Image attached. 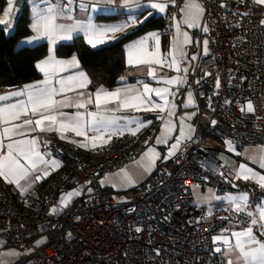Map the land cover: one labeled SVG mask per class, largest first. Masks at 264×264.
I'll use <instances>...</instances> for the list:
<instances>
[{
    "label": "built area",
    "instance_id": "1",
    "mask_svg": "<svg viewBox=\"0 0 264 264\" xmlns=\"http://www.w3.org/2000/svg\"><path fill=\"white\" fill-rule=\"evenodd\" d=\"M27 1L13 0L11 27L0 25L7 33ZM176 3L167 6L163 36L172 30ZM202 6L210 50L189 74L188 88L197 102L192 139L120 200L98 182L141 152L139 134L114 138L84 153L54 132H39L38 139L67 162L66 169L36 193L29 214L18 208L17 193L10 186L0 188V235L25 250L11 264H225L223 251H214L224 245L213 242V236L245 228L250 218L232 208L210 212L207 205L195 202L193 191L202 186L220 193H248L247 211L253 213L264 198V189L253 181L228 179L203 143L209 136L236 149L264 145V5L254 0H202ZM249 102L252 112L247 111ZM80 182L91 191L63 207L58 195ZM38 240L41 243L35 244Z\"/></svg>",
    "mask_w": 264,
    "mask_h": 264
},
{
    "label": "snow or ice",
    "instance_id": "2",
    "mask_svg": "<svg viewBox=\"0 0 264 264\" xmlns=\"http://www.w3.org/2000/svg\"><path fill=\"white\" fill-rule=\"evenodd\" d=\"M41 3L46 4V7L38 8L34 5V17L30 24L31 30L35 35L28 37L26 41L21 43L32 44L35 41L41 39H47L49 43V55L44 60H40L36 63V68L44 74V79L36 81L33 84L24 85L19 91L9 92L5 95H0V101L9 99V97L26 96L27 99L19 100L13 104H5L0 106V124H5L3 128V135L11 138L12 135H21V129L29 127L31 131L39 130L41 132H55L60 135L61 139H65V133H75L78 137H83L84 140L77 142L79 147L97 148L107 145L112 135H123V128L132 134L136 135L140 129L147 126V124L139 121L138 118L119 117L115 113L126 110H141V106L151 103L152 107H144V111H153L159 109L161 112L166 110L165 106L168 104L167 94L168 88H149L148 84L143 85V92L138 91L134 86L125 87L123 89L116 88L108 90L103 85L99 86L95 93H88L85 91H77L78 89H84L87 84L91 83L88 76L83 71H77L73 75L65 78L53 80L52 77L57 71H65L68 68L78 69L79 61L75 55L69 60L56 59L53 55L52 45H55L57 41H67L73 39L74 33H83L85 40L92 47L103 44L106 41L114 40L117 38V33H123L130 26L135 25L137 19L129 15L128 19L120 24L116 25H96L92 22L91 15H87L86 10L91 7L93 11L96 10L99 3L113 4L114 0H91V4L80 0L79 8L87 15L86 20L75 19L73 16L74 4L76 0H40ZM254 3L264 5V0H254ZM120 4L124 7H140V0H120ZM153 9H158L163 12L166 8L164 2H151ZM186 15L184 23L188 27H199V18L204 14L203 6L198 0H186L185 4ZM15 15L13 10V0H7V7L4 8L2 16H0V25H5L6 28L11 27L12 17ZM59 20H67L69 23H60ZM264 24V20L261 21ZM178 27V25H177ZM204 32L208 31L205 26ZM155 39L158 41V34L153 32L148 36L141 38L138 41H134L128 46V64L129 65H149L148 75L154 76L151 65L160 63L162 60L155 57V53H152L148 49V40ZM190 43L187 33H184V39L181 41L177 38L174 41V48L171 50V63L167 66L170 68L175 67L179 71V61L186 56L184 52V45ZM208 41H204V53L208 54L207 48ZM192 60H196L197 57L193 55ZM187 72L188 69H183ZM207 75V73H205ZM125 77H120V80H124ZM165 83L172 85H183L186 83V77H172L165 80ZM199 83V81H197ZM59 85V88L56 87ZM217 87H219V79H217ZM68 92H76L75 97L67 95ZM154 92L156 96L165 101V105H161L152 101L151 96L148 93ZM173 96L175 93H171ZM95 97L93 101L92 97ZM62 97V98H57ZM188 104L194 103L191 92L188 93ZM89 105H94V110L89 109ZM115 105V107H109ZM187 106V104L185 105ZM174 107V105L172 106ZM65 108H75L77 111L69 113L63 111ZM29 109H31L32 116H39V119L35 120L33 127L32 119H24L23 123H14V121L20 120L21 116L29 115ZM83 109V111H80ZM243 110V109H242ZM247 111H254L251 102L247 105ZM168 115H173L172 110L169 108ZM188 119L196 113L186 114ZM161 117H158V119ZM125 120L128 123L121 125L120 121ZM47 122V123H45ZM135 123V128H128V124ZM148 124L151 121L147 122ZM170 122H166V126L162 131L166 132L167 125ZM213 124L216 121L212 122ZM194 129L191 125L185 126L183 118L180 127V136L175 137V143L171 145L167 155L162 159L169 160L177 155L181 150V144L184 140L192 139V132ZM89 133H92L89 136ZM107 139H105V134ZM47 143V142H46ZM147 143V141H146ZM157 143H167V136L163 139L157 137ZM230 143V142H229ZM2 146V143H0ZM7 154L0 155V178H3L6 183L15 184L21 191V194L28 191L32 185L49 175V172H43L40 174V166L52 165L59 167V164L55 160H47L45 156L47 153H42L38 148V140L36 137L23 140H12L7 145ZM159 153H156L154 149L150 148L142 160L146 159L145 170L150 172L155 167L157 159H160ZM23 160V162H21ZM259 165L264 168V153L258 157ZM121 172H124L122 169ZM33 175L35 178L33 179ZM237 179H244L246 181L255 180L258 185L264 189V174H261L252 168L247 167L245 164H241L236 171ZM125 179L131 181V178L125 173ZM21 181L24 184H21ZM103 184V181L101 182ZM115 186V185H113ZM236 187V185H233ZM91 191V189H89ZM211 191V190H209ZM80 195V192L73 190L67 194H64L61 198V205L68 207L72 197ZM215 200H227L232 205V211L246 214L250 220L248 226L241 231H232L231 238L226 235L214 236L213 242L220 241L224 245L222 250L220 247L214 249L215 252L221 253L227 256H235V259H228L227 264H264V240L259 239L258 235L264 236V205L258 206V211L253 213L247 211L248 193L225 194L224 196H212ZM55 211V210H54ZM259 229V233L254 231ZM137 232H140V228H136ZM229 229H224L222 232H228ZM231 239L235 240L233 244ZM38 244L41 241L37 242Z\"/></svg>",
    "mask_w": 264,
    "mask_h": 264
},
{
    "label": "crops",
    "instance_id": "3",
    "mask_svg": "<svg viewBox=\"0 0 264 264\" xmlns=\"http://www.w3.org/2000/svg\"><path fill=\"white\" fill-rule=\"evenodd\" d=\"M52 2L54 3L55 0H52ZM85 2L88 3L89 5L91 4V0H85ZM151 2H164V3H166L167 6H169V5L173 4L174 0H151ZM198 2L202 5V0H198ZM79 3H80V0H76V3L73 6L74 18L79 19V20H86L87 15H91L92 22L96 25L120 24V23L126 21L128 19L129 15H132L137 19L138 22L135 25L130 26L123 33H117L116 39L106 41L105 43L115 41L118 38L130 33L139 24L143 23L145 20H147L151 16H162V17H164V15L166 14V10H167V6L163 12H160L158 9H153L151 7L150 0H140L141 6L138 8L137 7H124L120 4V0H114V3L111 5L105 4V3H99L98 7L96 8L95 11H93L91 9V7H89L86 10V13H87V15H86V13L81 11V9L79 8ZM185 4H186V0H178V3L175 4L176 10H175V16L173 17V27H172L171 32H169L166 36L165 35L163 36L160 33V29H152V30L146 31L145 33L135 37L134 39L128 41L125 44V49H124V51H125L124 52L125 66H124V69L122 70V72H120V74L117 77L119 83L113 87H105L104 86V88H106L108 90H113L116 88L123 89L125 87L134 86L140 92L144 91V89H143L144 84H148L149 88H151V89H156V88H168L169 89V93L167 94L168 104L165 106L166 110L164 112H161L159 109H155L153 111H144L143 110L144 107H152V104L148 103V104L142 105L141 110H139V111L126 110V111H119V112L115 113L119 117L138 118L139 121L147 124L146 127L140 129V131H138L136 134H139L141 136V138L145 137V135H147V134L148 135L152 134V137L149 141V143L153 142L154 146H152V147H156V144L159 147H164L165 145H169L172 141H175L174 138L180 136V134H181L180 133V127H181L182 118H183V123L185 126L191 125V127L194 129V120H195L196 115L192 116L191 119H188V117L186 115V114H191L193 112L196 113V105H197L196 98H195L192 90H190L188 88L189 74H190L194 64L198 61L199 57L205 55V53H204V41L205 40L208 41L207 48H208V52H209L210 40H209L208 36L206 35V32L203 31V28H204L202 26L203 15L199 18V25H200L199 27H188V25L183 22L185 19V15H186ZM34 5H36V7H38V8H43V7L47 6L46 4L41 3L40 0H28L26 2L28 17H29V27H30V24L32 23V20L34 17ZM6 7H7V0H5L4 2L0 1V16H2L3 10ZM13 10L15 11L14 2H13ZM108 14H117L119 16L116 18L114 17V18L108 19V20H99L100 22L98 21V19H97L98 16L108 15ZM58 22L69 23L70 21L59 20ZM176 25L180 26V28L175 29ZM30 30H31V28H30ZM153 32L158 34L159 39L157 41L155 39L150 38L148 40V49L150 52L155 53V57L157 59H160L163 62L162 64L157 63V64L151 65V68L153 69V72H154V76L156 77L155 79L153 78V76L148 75V71H149V67H150L149 65H129L127 62V60H128V46L131 45L134 41H138L141 38L148 36L149 33H153ZM184 33H187L188 38L190 39V43H187L184 45V52L186 53V56L179 61L178 67L180 70L177 71V69L175 67L170 68L167 65L169 63H171L170 52L174 48V41L177 38H179L181 41H183ZM33 35H35V33L31 30L30 35L22 38L18 42V46H20V47H22V46H34V45H37L39 43L45 42L47 44V54L43 58L39 59L38 61L44 60L49 55V52H48L49 43H48L47 39H41L39 41L33 42L32 44L21 43L22 41H26V39L28 37H31ZM77 36L83 37L84 41L86 42V44L90 48H97L100 45L104 44L103 43V44L97 45L96 47H92V45L88 44V42L85 40L82 32L81 33H74L73 39ZM73 39L67 40V41H64V40L57 41V43L55 45H52L53 55L55 56L56 59L69 60L73 55H75V54H72V55H69L66 57H59L55 53V49H56L57 45L71 43L73 41ZM164 39L166 40V42H164ZM193 45H195V46H193ZM193 55H195L197 57L196 60L191 59V57ZM75 56L77 57V59L79 61V68L78 69L68 68L62 72L57 71L55 73V75L52 77V79L56 80V79H60V78H65L67 76L73 75L77 71H83L88 76L91 83L87 84L86 88L78 89L77 91H85L88 93H95L96 89L101 85H98V83L94 77H91L88 75L87 71L83 68L78 56L77 55H75ZM185 68L188 69L187 72L183 71V69H185ZM37 71L40 75L39 78L32 80V81H29L27 83H24L23 85L3 86V87L0 86V95H5V94H7L9 92H13V91H19L24 87V85L33 84L36 81L43 80L44 74L42 72H40L39 69H37ZM122 76L125 77V79L123 81L120 80V77H122ZM172 77H186V83H184L183 85H176V84L169 85V84L165 83V80L171 79ZM56 87L59 88V85H56ZM189 92H191L192 99L194 101V103H191V104L187 103ZM171 93H175V95L173 96ZM67 95L70 97H75L77 95V93L76 92H68ZM147 95L151 96L152 101H154L155 103L165 105V101L162 100L160 97L156 96L154 92L148 93ZM181 95L184 96V102H180V96ZM57 98L59 99L62 97H57ZM26 99H27L26 96L9 97V99H7V100L0 101V106H3L5 104H13L19 100H25L26 101ZM92 99L94 101L95 97L93 96ZM186 104H187V106H185ZM173 105H174V107H172ZM88 107L90 110H94V105H89ZM109 107H115V105H110ZM169 108L173 112V115H171V116L168 115ZM62 110L69 112V113L77 111V109H75V108H65ZM80 111H83V109H80ZM158 117H161V118L158 119ZM24 119H32L33 120V127H34L35 120L39 119V116L38 115L32 116L31 115V109H29V115L21 116L20 120L14 121V123L22 124ZM168 119H170L173 123H169L167 125L166 132L162 131V129L165 128L166 122H168L166 120H168ZM148 121H151V123L148 124L147 123ZM45 123H47V122H45ZM126 123H128V122L125 120L120 121L121 125H124ZM5 126H9V125L0 124V143H2V146H0V155L7 154V151H8L7 145L9 143H11L12 140H23V139H30L32 137H36L38 140L39 150L42 153H47V155L45 156V159H47L49 161L55 160L59 164V167H54L52 165L40 166V169H39L40 174H43V172H49L50 174L47 175L46 177H44L43 179H41L40 181L35 182L32 185V187L29 188L28 191L24 192L23 194H21L20 189L15 184L6 183L3 178H0V188H2L4 184L10 186L12 188V190L17 193L16 199H18V201H17L18 208H20L24 213L29 214L33 211V208L35 205L36 193L45 184L49 183L53 179L55 174L64 171L66 169V163L67 162L64 160L63 157L59 156L52 149H50V147L45 142L40 141L38 139V133L41 131H39V130L31 131L29 127H25V128H22L20 130L22 133L21 135H12L11 138H9V137H6L3 135V128ZM135 127H136L135 123L128 124V128H135ZM122 130H123V135H112L111 140H113L114 138H117V137H122V136H125L128 134H131L127 130V128H123ZM57 135L60 137L59 134H57ZM64 135L66 138L62 139V140H66V141H70V142H73V141L80 142V141L84 140L83 137H78L75 135V133H65ZM91 135H92V133H89V136H91ZM107 135L108 134L106 133L105 137H104L105 139H107ZM165 135L167 136V143H157V137H161V139H163L165 137ZM191 135H193V132ZM185 141L186 140H184L182 142V144ZM203 143L205 144L206 151L208 152L209 156H211L213 158V160L218 163L220 171L228 179H233V180L236 179L235 174H236V171L239 169V166L241 164H245V165H247V167L252 168L253 170H255L261 174H264V168L260 167L259 161H258V157L261 155V153H264V145L246 146V147L241 148V149H236L230 143H222V142L217 141L213 138H210L209 136H205L203 138ZM182 144H181V146H182ZM80 148L84 153L95 149V148H92L91 146L86 147V148L85 147H80ZM129 151H131V150L129 149ZM169 160L160 161V162H167ZM21 162H23V160ZM34 178H35V176L33 175V179ZM142 181H144V179L138 178L136 180H133L131 186L134 184H135V186H138V184L142 183ZM251 181L258 184L255 180H251ZM21 184H24V182L21 181ZM99 185L101 186L100 183H99ZM104 188H106V187H104ZM209 190H211V191H209ZM193 193H194L195 202L199 203V204L207 205L208 210L211 212V211L218 209V208H232V205L230 204L229 201H227V200H223V201L215 200V199H212V196H224L226 193L236 195L238 193H244V192H221L220 193V192H217L216 190H214L213 188L195 186ZM261 205H264V198L262 199V201L259 204H257L255 206V212L258 211V206H261ZM241 230H243V228H232L228 232H222V233L216 234L214 236L223 234V235L229 236L231 238V232L232 231H241ZM254 231L259 233V229H254ZM258 238L264 240V236L258 235ZM231 242L234 244L235 240L231 239ZM216 243L223 244L220 241H217ZM228 259H235V256L233 255V256H227L226 257L224 255L225 264H227Z\"/></svg>",
    "mask_w": 264,
    "mask_h": 264
},
{
    "label": "trees",
    "instance_id": "4",
    "mask_svg": "<svg viewBox=\"0 0 264 264\" xmlns=\"http://www.w3.org/2000/svg\"><path fill=\"white\" fill-rule=\"evenodd\" d=\"M0 1L4 2L5 0ZM118 16L117 14L100 15L97 19L98 21L108 20ZM162 27L163 17L151 16L130 33L115 41L104 43L97 48H90L83 37L77 36L71 43L57 45L55 53L59 57L77 55L83 68L89 76L95 78L98 85L113 87L119 83L117 77L125 66V44L146 31L161 29ZM30 33L28 11L25 4L19 12L10 33H7L4 27H0L1 87L19 86L39 78L36 62L47 54V44L42 42L34 46H18V42ZM164 42H166L165 39ZM146 180L139 185H142ZM83 185L82 193L88 187L86 183H83ZM69 188L65 191H68Z\"/></svg>",
    "mask_w": 264,
    "mask_h": 264
},
{
    "label": "rangeland",
    "instance_id": "5",
    "mask_svg": "<svg viewBox=\"0 0 264 264\" xmlns=\"http://www.w3.org/2000/svg\"><path fill=\"white\" fill-rule=\"evenodd\" d=\"M176 28H180V26L177 27L176 25L175 29ZM166 121L173 123L170 119ZM148 136L149 135L147 134L145 135V137L141 138L140 142L142 143V150L135 158L127 161V163H125V165L121 169H118L117 171H114V172L106 173L99 179V183L101 184V186L109 188L112 191H114L115 194L117 195V198L120 200L126 198V194L128 193V190L133 189L134 187H137L135 186V184L131 186L133 180H136L138 178L144 179V180L148 179L152 175L156 165L160 161H166L162 159V157L167 155L169 148L171 147L173 143H175V141H172L169 145H165L164 147H159L157 146V144H156V147H152L154 146L153 142L146 143V139ZM151 137H152V134H151ZM150 148L154 149L156 153H159L161 158L156 160L155 167L152 168L150 172H148L145 170L146 159L142 160V157L144 156V153H146L148 149ZM122 169L124 170V172H121ZM125 173L127 174L128 177L131 178V181H128L125 179ZM102 181H103V184L101 183ZM83 187H84L83 183H77L75 185H72L68 191H64L61 194H59L58 199L61 200L64 194H67L73 190H77L81 194L83 191ZM89 189H92V187L91 186L86 187L85 192L86 191L89 192ZM38 241H41V240H38ZM37 242H35V244H38ZM24 251L25 250L23 249H20L16 246L8 244L6 240L0 235V262L1 264H11L15 262L24 253Z\"/></svg>",
    "mask_w": 264,
    "mask_h": 264
},
{
    "label": "water",
    "instance_id": "6",
    "mask_svg": "<svg viewBox=\"0 0 264 264\" xmlns=\"http://www.w3.org/2000/svg\"><path fill=\"white\" fill-rule=\"evenodd\" d=\"M195 46V45H194Z\"/></svg>",
    "mask_w": 264,
    "mask_h": 264
}]
</instances>
